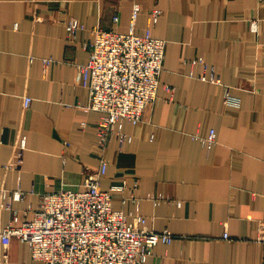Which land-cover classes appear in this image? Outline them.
Returning a JSON list of instances; mask_svg holds the SVG:
<instances>
[{"label":"crops","instance_id":"0c3cea01","mask_svg":"<svg viewBox=\"0 0 264 264\" xmlns=\"http://www.w3.org/2000/svg\"><path fill=\"white\" fill-rule=\"evenodd\" d=\"M134 5L135 33L167 42L157 99L102 151L77 65L96 28L129 31ZM73 20L83 28L70 34ZM212 74L221 85L203 81ZM102 158L101 188L124 185L113 209L174 235L144 264H264V0H0V231L31 219L45 193L80 189ZM30 259L26 242L0 244V264Z\"/></svg>","mask_w":264,"mask_h":264},{"label":"built area","instance_id":"2783aa9c","mask_svg":"<svg viewBox=\"0 0 264 264\" xmlns=\"http://www.w3.org/2000/svg\"><path fill=\"white\" fill-rule=\"evenodd\" d=\"M139 11V5H134L131 27L126 33L96 28L92 39L85 43L89 53L87 63L77 65L79 79L89 91L88 108L100 114L97 131L102 151L113 135L120 143L129 140L123 131L124 123H141L145 108L157 99L167 42L152 37L150 31L142 36L135 33ZM151 14L156 23L162 11L155 8ZM113 21L117 22L118 17H113ZM82 28L76 20L69 24L70 34ZM50 62L51 59H44V63ZM201 62L200 58L192 61ZM202 79L221 85L214 74ZM166 89L171 91V87ZM224 91L227 103L238 106L229 87H224ZM31 101L30 97H24L25 109ZM200 140L211 149L216 142L215 131L211 129ZM16 158L15 166L21 162L22 151ZM107 166L108 162L102 158L99 168L86 174L80 189L42 195L31 219L19 225L10 223L0 231L1 246L6 249L14 237L26 242L31 254L26 264H144L159 243L170 244L174 235L167 230H149L143 217L131 223L124 212L113 209V192L123 191L124 185L108 191L101 188ZM24 196L20 190L11 193L16 201ZM9 208L0 202V209ZM12 219L16 222L15 216ZM222 238L228 239V233H223ZM260 239L264 241V236Z\"/></svg>","mask_w":264,"mask_h":264},{"label":"rangeland","instance_id":"374dc122","mask_svg":"<svg viewBox=\"0 0 264 264\" xmlns=\"http://www.w3.org/2000/svg\"><path fill=\"white\" fill-rule=\"evenodd\" d=\"M155 9V8H154Z\"/></svg>","mask_w":264,"mask_h":264}]
</instances>
